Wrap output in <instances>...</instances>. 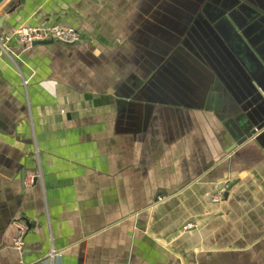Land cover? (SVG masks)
Segmentation results:
<instances>
[{
  "label": "crops",
  "instance_id": "crops-1",
  "mask_svg": "<svg viewBox=\"0 0 264 264\" xmlns=\"http://www.w3.org/2000/svg\"><path fill=\"white\" fill-rule=\"evenodd\" d=\"M196 4L0 6V36L53 24L81 35L75 47L0 48V264H264V150L231 152L238 72L212 49L202 63L165 48ZM135 78L142 101L118 109Z\"/></svg>",
  "mask_w": 264,
  "mask_h": 264
},
{
  "label": "water",
  "instance_id": "water-1",
  "mask_svg": "<svg viewBox=\"0 0 264 264\" xmlns=\"http://www.w3.org/2000/svg\"><path fill=\"white\" fill-rule=\"evenodd\" d=\"M4 1L0 0V6ZM195 1L197 3L195 7L185 8L177 14L181 17L182 24L179 30H172L173 32L168 36L165 48L168 51L170 50V53L176 48L186 49L202 63L203 60H206L208 49H212L215 50V53L222 59L223 64L229 67L232 73L238 72L234 74V78L239 84L234 86L235 92H232V95L236 106H238L234 109L236 110L239 129L236 130V134L232 135L234 144H231V152L250 141L264 150V0ZM4 18L5 16L0 19V28ZM49 26L70 29L78 34L80 39L75 42H65L50 38L35 40L27 44L11 41L6 45L5 50L9 51L11 43L24 49L52 45L75 47L81 43L80 33L70 27L58 24L47 26L22 25L19 27L46 28ZM18 28L11 34L2 37H11ZM154 62L158 64V61ZM215 75L219 79L221 78L217 70ZM138 76L143 78V73ZM135 81V83L126 82V84H121L122 86L119 87L117 94H115L118 109L124 106L136 107L137 103L142 101L143 89L140 80L135 78ZM147 109L150 110V107ZM36 180L37 177H32V184ZM229 192V189L220 188L216 194L223 199L228 196ZM156 202L158 200H155ZM19 221L23 222L16 220L13 223L16 230L14 237L19 234L18 229L15 227V223ZM192 222L193 220H189L185 223L183 229L188 223ZM27 232L28 227L22 237L24 245ZM13 239L12 247L17 252H21L24 246L21 250L15 249Z\"/></svg>",
  "mask_w": 264,
  "mask_h": 264
},
{
  "label": "built area",
  "instance_id": "built-area-1",
  "mask_svg": "<svg viewBox=\"0 0 264 264\" xmlns=\"http://www.w3.org/2000/svg\"><path fill=\"white\" fill-rule=\"evenodd\" d=\"M55 38L65 42H75L80 39L79 35L70 29H62L58 26H49L46 28L38 27H19L11 37H0V48L5 51L6 45L15 41L19 44H27L35 40H44ZM31 182V181H30ZM15 227L18 229L19 234L14 237L13 245L15 249L21 250L24 246L23 235L27 231V227L23 222H16Z\"/></svg>",
  "mask_w": 264,
  "mask_h": 264
}]
</instances>
